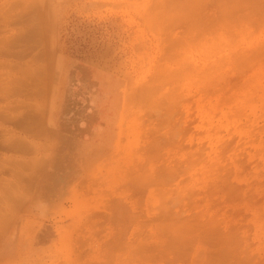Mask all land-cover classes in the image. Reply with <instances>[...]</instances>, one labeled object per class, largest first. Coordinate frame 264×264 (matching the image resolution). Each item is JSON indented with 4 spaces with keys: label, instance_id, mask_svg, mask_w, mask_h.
Wrapping results in <instances>:
<instances>
[{
    "label": "rangeland",
    "instance_id": "rangeland-1",
    "mask_svg": "<svg viewBox=\"0 0 264 264\" xmlns=\"http://www.w3.org/2000/svg\"><path fill=\"white\" fill-rule=\"evenodd\" d=\"M0 234V264H264V0H0Z\"/></svg>",
    "mask_w": 264,
    "mask_h": 264
},
{
    "label": "bare ground",
    "instance_id": "bare-ground-1",
    "mask_svg": "<svg viewBox=\"0 0 264 264\" xmlns=\"http://www.w3.org/2000/svg\"><path fill=\"white\" fill-rule=\"evenodd\" d=\"M37 17H38V16H34V15H33V16H31V18H29L30 20H31V19H34L33 26H31V25H32L31 21L33 22V20L30 21V20L28 19V20H29L28 23L31 24V25L29 26V28L32 27V30H31V31H32V34H35V35H32V36H31V34H28V35H30V36L27 37L26 34H25L26 31H25V33H24L25 36H24L23 34H20L19 36L17 35L16 38L18 39V38H20L21 35H23L24 38H25V40H26L27 38H29V37H32V38H29V40H30V39H34L33 41H34V42L37 41V43H38V40H39V42H41V43H38V45L41 44V46H40V47H42L41 50L38 48V45H36L37 43H36V44H33V42H32V44L35 45V47H37V48L40 50L41 53H42V52H43V53H42V54H41V53H38V54H41V55H38V54L35 55V53H33V52H32V53H33L34 55H33V54H30V53H31V48L34 47L31 43H30V46H32V47L29 46V47H30V51H29V48H27V50H28L30 53H29V52H26V53H27V54L29 53V55H31V56H37V57H38V56H41L42 59H40L41 57H40V58L38 57V58L40 59V61H44V60H46V61H47V66L49 65L48 67H50L51 64H50L49 61H50L51 59H53L52 55H53V53H54V52H53L54 50H53L52 52L49 50V48H51V46L48 45V43L46 42V38H45L46 36L48 37V34H45L46 31H47L48 29H47L45 23H43V22H41L40 20H38ZM29 28H28V30H29V32H30V29H29ZM28 30H27V31H28ZM33 30H34V32H33ZM30 33H31V32H30ZM45 35H46V36H45ZM23 36H22V37H23ZM34 36H36V37L33 38ZM14 39H15V38H14ZM36 39H37V40H36ZM35 40H36V41H35ZM16 41H17V40H16ZM27 42H30V41H28V39H27ZM26 44H27V43H26ZM49 44L51 45V43H49ZM52 46H54V45H52ZM48 47H49V48H48ZM52 48H53V47H52ZM32 50L35 51L36 48H35V50H34V48H33ZM39 50H37V51H39ZM35 52H36V51H35ZM14 55H15V54H14ZM26 57H27V55H26ZM37 57H35L37 60L35 59V60H33V61H37V62H39ZM32 59H34V58L32 57ZM32 59H31V61H32ZM27 60L30 61L29 58H28ZM60 60L62 61V59L60 58V59L58 60V63H59L58 65L62 64V62L60 63ZM28 61H27V62H28ZM51 63H52V61H51ZM22 64H23V63H22ZM25 64H26V60H25ZM30 64H33V63L30 62ZM35 64H36L38 67H34V70L31 69L32 71H30V69L26 67L29 71H28V70L26 71V68H25V71L22 72V73H23L22 75H26V76H27V74H28L27 72H30L29 74L31 75V77H36L37 75H40V76H39V78H40L42 74H39V73H40L41 71L43 72V70L46 71V69H48V67L46 66L45 63H44L45 66H43V67H42L43 64H42L41 62L38 63V64H37V63H35ZM40 64H41V65H40ZM27 65H29V63H27ZM22 66H23V65H22ZM29 66H31V65H29ZM45 67H47V68L45 69ZM60 68H62V65H61ZM21 69H23V68H21ZM49 71H50V70L48 69V70H47V73L50 74ZM24 73H25V74H24ZM26 73H27V74H26ZM43 73H44V72H43ZM45 73H46V72H45ZM47 73H46V74H47ZM29 74H28L27 78H25V84L28 82V81H26V79L30 78ZM46 74H44V75L42 76V78L44 77V78L46 79V76H47V80H48V78L50 77V75H49V74L46 75ZM20 75H21V74H20ZM45 75H46V76H45ZM26 76H23V77H26ZM48 76H49V77H48ZM20 78H21V77H20ZM36 78H38V77H36ZM36 78H30V79H32V80L35 79V81H31V80L29 79L32 83H31V84L28 83V84H30V85H34L35 82L37 81ZM42 78H41V79H42ZM18 79H19V78H18ZM41 79H38V80L40 81V83H41ZM21 80H22V78H21ZM23 80H24V79H23ZM42 80L44 81V79H42ZM47 80H45V81H47ZM39 81H37L36 84L39 83ZM49 81H50V79H49ZM49 81H47V82H49ZM33 82H34V84H33ZM28 84H27V87H29ZM37 85H38V84H37ZM39 86H41V85H39ZM39 86H38V91H39ZM30 87H31V86H30ZM33 87H34V86H33ZM49 87H50V86H49ZM34 88L37 89V87H34ZM34 88H33V89H34ZM46 89H48V88H46ZM14 90H15V89H14ZM27 90H29V89L27 88ZM40 90H41V88H40ZM48 90H50V89H48ZM48 90H47V91H48ZM29 91H32L31 88H30ZM34 91H35V90H33V92H34ZM41 91H42V90H41ZM44 91H46V90H44ZM44 91H42V92L39 91L38 93H40V94L42 95V93H43V94L45 93ZM47 91H46V92H47ZM16 92H17V90H16L14 93H16ZM34 93H36V92H34ZM26 94H27V96H28L29 98L36 97V96H35L33 93H31V92H28V93H26ZM29 94H32L33 97H30ZM46 94H48V92H47ZM49 94H50V91H49ZM49 94H48V95H49ZM38 95H39V94H38ZM42 96H43V95H42ZM45 96H46V95H44V97H45ZM25 97H26V96H25ZM47 97H48V96H46L45 98L47 99ZM36 98H37V97H36ZM36 98H34V99H36ZM38 98H40V96H38ZM45 98H44V99H45ZM42 99H43V98H42ZM31 100H32V99H31ZM29 101H30V99L28 100V102H29ZM26 102H27V101H26ZM30 102H31V101H30ZM43 102L45 103L46 100L43 101ZM48 102H49V101H48ZM32 103H33V102H32ZM32 103H31V105H32ZM34 103H35V102H34ZM28 105L30 106V103H29ZM33 105H34V107H36L35 104H33ZM33 105H32V106H33ZM46 105H47V103L45 104V106H46ZM30 107H31V106H30ZM38 107H39V106H38ZM40 108H41V107H40ZM27 109H29V107H27ZM31 109H32V108H31ZM31 109H30V110H31ZM34 109H35L36 111H39V110H40V109L38 110V109H36V108H34ZM25 110H26V109H25ZM26 111H27V110H26ZM31 111H33V109H32ZM27 112H28V111H27ZM29 112H30V111H29ZM34 112H35V111H34ZM34 112H33V114H35ZM37 113H38V112H36V116H37ZM27 114H28V113H27ZM29 115H30V113H29ZM25 117H26V116H25ZM37 117L41 119L40 116H37ZM26 118H27V117H26ZM28 118H29V117H28ZM28 118H27V119H28ZM31 118L34 119V120H36V121H34V122H37V121L40 122V120H39L38 118H36L35 116H34V117L32 116ZM42 121H43V119H42ZM23 122H24V120H23ZM27 122H28V121H27ZM39 122H37V123H39ZM40 123H41V122H40ZM30 125H31V124H30ZM30 125H29V123L27 124V126H30ZM42 125H43V124H42ZM28 128H29V127H28ZM38 128H40V127H38ZM42 128L44 129V128H46V126L41 127V130H43ZM46 129H47V128H46ZM46 129H44L45 132H46ZM29 130H32V129H29ZM33 132L35 133V130H34V129H33ZM33 132H32V133H33ZM32 133H31V134H32ZM34 133H33V135H35ZM73 151H74V150H73ZM31 160H32V162L30 163V166L32 167V165H33L32 163H33L34 161H33V158H32ZM28 165H29V163H28ZM33 167H35V165H34ZM33 184H34V186H35V181L33 182ZM54 184H55V182H54ZM9 227H10V226H9ZM6 229H8V228H6ZM10 230H11V228H10ZM10 232H11V231H10ZM1 234H2V233H1ZM1 234H0V236H1ZM6 238H7V236H6ZM1 243H3V242H1ZM1 243H0V244H1ZM4 243H6V242H4ZM11 243H12V242H11ZM10 245H11V244H10Z\"/></svg>",
    "mask_w": 264,
    "mask_h": 264
}]
</instances>
